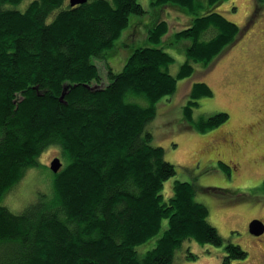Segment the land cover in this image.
<instances>
[{
	"label": "trees",
	"instance_id": "trees-1",
	"mask_svg": "<svg viewBox=\"0 0 264 264\" xmlns=\"http://www.w3.org/2000/svg\"><path fill=\"white\" fill-rule=\"evenodd\" d=\"M22 1L0 0V264H179L184 252L196 257L183 248L187 240L225 244L194 183L175 179L165 193L177 170L153 143L151 127L177 79L192 76L194 62L210 66L242 35L215 9L222 0H208L205 12L203 0H155L192 19L175 33L192 39L178 74L164 47L139 46L121 70L109 69L107 85L92 84L101 78L95 59L107 58L130 14L145 12L139 0H30L21 9ZM158 25L149 38L160 44L168 29ZM213 94L200 80L183 106L202 132L229 116L194 119L199 100ZM51 146L63 166L8 205L6 195L27 170L42 168L40 156ZM225 251L222 264L248 255L234 242Z\"/></svg>",
	"mask_w": 264,
	"mask_h": 264
},
{
	"label": "rangeland",
	"instance_id": "rangeland-1",
	"mask_svg": "<svg viewBox=\"0 0 264 264\" xmlns=\"http://www.w3.org/2000/svg\"><path fill=\"white\" fill-rule=\"evenodd\" d=\"M154 1L139 0L145 12L130 14L128 25L115 39L107 58L95 59L101 78L92 80V84H109V69L121 70L128 56L139 46L164 47L174 57L170 72L178 74L192 39L176 38L175 33L190 25L192 19L190 13L178 6L155 4ZM203 1L207 6L201 10L205 12L210 4L208 0ZM29 2L24 0L19 7L24 9ZM215 9L237 23L243 35L210 66L194 62L195 73L177 79V92L157 104V116L151 122L153 143L165 149V158L175 164L177 170L176 175L165 182V193H172L175 179L194 183L196 200L207 205L208 220L225 239V244L219 246L185 241L183 248H190L196 257H188L184 252L183 256L177 257L178 263L222 264L226 243L234 242L248 255L246 259H235L231 264H264V252L248 227L251 219L264 217V0H222ZM158 23L168 29L160 44L149 38L153 35L151 29H158ZM200 80L208 82L214 94L199 100L200 105L193 111L194 119L208 118L219 111L229 114L226 122L203 132L192 127L183 112L193 84ZM225 127L254 132L249 136L242 135L246 141L239 137L232 140L227 135L225 138L238 143V148L229 151L227 146L220 150L222 139L217 134ZM214 146L219 151L214 150ZM55 157L61 158L62 167L60 150L56 146L47 148L40 156L42 168L27 170L15 189L6 195L7 204H19L20 199L35 189L33 187H39V182L47 184L52 177L51 163ZM27 200L32 201L30 196ZM154 242L142 245L140 250L149 249Z\"/></svg>",
	"mask_w": 264,
	"mask_h": 264
},
{
	"label": "flooded vegetation",
	"instance_id": "flooded-vegetation-1",
	"mask_svg": "<svg viewBox=\"0 0 264 264\" xmlns=\"http://www.w3.org/2000/svg\"><path fill=\"white\" fill-rule=\"evenodd\" d=\"M243 35V34H242ZM241 35V36H242ZM240 36V37H241ZM228 120V119H227ZM226 122V121H225ZM257 127H258V125H256ZM256 127V128H257ZM240 131H235L234 129L233 130H231V129H229L228 127H225V130H224V128H222V129H220L219 131H218V137L219 138H221L222 139V143L219 145V149L220 150H222V149H225L224 147H226V148H228L229 147V151L230 150H232V151H236V149L238 148V143H235L234 141H232V140H236V138H241V139H243V140H245L246 141V138L245 137H242V135H245V134H247V136H249V134L250 133H253L254 131L253 130H244V129H239ZM255 130V129H254ZM244 132H246V133H244ZM227 135H229V138H232V140H227V138H225ZM224 137V138H223ZM224 139V140H223ZM224 141V142H223ZM229 143V145H227ZM219 144V143H218ZM228 146V147H227ZM240 146V145H239ZM214 150H217V151H219L215 146H214V148H213ZM231 154V153H230ZM229 160H232L233 161V159L232 158H229ZM228 164H229V162H228ZM229 166H230V164H229ZM254 219H258V220H260V221H262L263 222V226H264V217H256V218H254ZM253 219H251L250 221H249V223L252 221ZM249 223H248V227H249ZM250 230V229H249ZM251 232V231H250ZM254 236H256V238H255V240H256V242L258 243V246L260 247V249L264 252V230H263V232L261 233V234H259V235H255V234H253ZM260 244V245H259ZM263 254V253H262Z\"/></svg>",
	"mask_w": 264,
	"mask_h": 264
},
{
	"label": "water",
	"instance_id": "water-1",
	"mask_svg": "<svg viewBox=\"0 0 264 264\" xmlns=\"http://www.w3.org/2000/svg\"><path fill=\"white\" fill-rule=\"evenodd\" d=\"M87 1L88 0H70V3L71 5H77V4L85 3ZM64 94L65 91H63V94L61 96L62 99L64 97ZM61 165H62L61 159L59 157H55L51 163V168L54 172H57L61 168ZM249 229L252 234L259 235L264 230L263 222L258 219H253L249 223Z\"/></svg>",
	"mask_w": 264,
	"mask_h": 264
}]
</instances>
